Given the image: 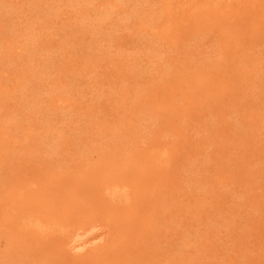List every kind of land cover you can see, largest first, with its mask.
I'll use <instances>...</instances> for the list:
<instances>
[{
	"label": "rangeland",
	"instance_id": "374dc122",
	"mask_svg": "<svg viewBox=\"0 0 264 264\" xmlns=\"http://www.w3.org/2000/svg\"><path fill=\"white\" fill-rule=\"evenodd\" d=\"M0 264H264V0H0Z\"/></svg>",
	"mask_w": 264,
	"mask_h": 264
},
{
	"label": "bare ground",
	"instance_id": "6f19581e",
	"mask_svg": "<svg viewBox=\"0 0 264 264\" xmlns=\"http://www.w3.org/2000/svg\"><path fill=\"white\" fill-rule=\"evenodd\" d=\"M118 190L119 188L113 189L112 190L113 192H111V195L116 194ZM94 226L83 227L81 228V230H77L68 240L69 249H71V251L78 254V253H82L85 251L87 252V250L89 251V249L91 248H95L96 245L100 243L101 240L103 239L104 234L100 230L96 232L95 231L92 232V230L96 228Z\"/></svg>",
	"mask_w": 264,
	"mask_h": 264
}]
</instances>
